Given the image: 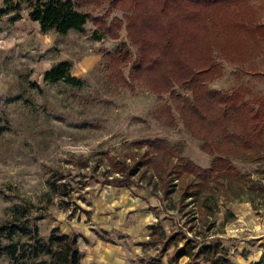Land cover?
Instances as JSON below:
<instances>
[{"label": "rangeland", "instance_id": "obj_1", "mask_svg": "<svg viewBox=\"0 0 264 264\" xmlns=\"http://www.w3.org/2000/svg\"><path fill=\"white\" fill-rule=\"evenodd\" d=\"M81 8L94 14L109 12L108 19L121 14L102 4ZM19 13L0 16V221L12 203L32 201V216L41 235L57 225L76 233L81 248L100 238L104 245L114 243L117 250L114 257L96 258L90 264H135V257L144 254L141 243L149 237V225L159 221L167 233L178 229V223L186 229L194 225L184 222L190 219L191 206L189 198L180 202L179 179L174 180L170 196L162 200L159 183L153 184L158 186L155 192L145 184L150 169L146 172L142 166L138 173L125 177L132 180L129 185L120 186L113 179L124 174L113 170L112 162L131 166L133 158L146 149L139 140L152 137H166L181 154L202 166L209 164L211 155L178 119L174 103L176 119L169 118L164 109V103L171 100L168 93L156 96L145 80L133 81L130 88L112 75L104 50L128 44L124 28L118 38L96 37L91 21L81 31H41L26 16L25 6ZM243 18L250 26L264 22V0H250ZM253 31L252 36L240 29L236 32L237 59L222 58L214 50L222 68L207 83L223 90L239 89L254 103H264V35ZM61 60L71 63L70 73L82 79L81 84L44 78V71ZM123 70L127 73L128 66ZM175 89L189 93L179 86ZM235 163L254 176L264 171V160ZM52 174L60 175L58 182L70 185L68 196L49 191L47 179ZM172 204L176 205L173 209ZM196 210L201 216L200 209ZM206 220L213 221L207 237L225 236L223 244L233 262L264 264V197L253 203L226 201ZM90 226L93 230L86 232ZM192 233L187 230L188 235ZM155 251L152 247L147 254ZM172 251L173 244L163 254L164 261ZM186 259L183 255L176 264ZM0 264H10L4 254H0Z\"/></svg>", "mask_w": 264, "mask_h": 264}, {"label": "trees", "instance_id": "obj_2", "mask_svg": "<svg viewBox=\"0 0 264 264\" xmlns=\"http://www.w3.org/2000/svg\"><path fill=\"white\" fill-rule=\"evenodd\" d=\"M249 1L0 0V16L14 12L19 16L25 6L26 16L37 21L41 31H81L91 21L96 37L118 38L119 30L124 28L128 44L113 51L104 50L112 75L130 88L133 81L145 80L156 96L168 93L171 100L164 103V109L169 118L176 119L172 113L174 103L178 119L202 141L201 149L211 155L209 164L202 166L181 154L166 137H152L139 140L146 149L140 157L133 158L131 166L123 161L112 162L113 170L124 174L113 179L120 186L129 185L132 180L125 177L138 173L142 166L147 167L146 172L150 169L145 184L152 192L159 186L162 200L170 196L174 180L179 179L180 202L189 198L187 203L191 206L187 211L191 213L190 219L184 222L193 221L194 225L186 229L178 223V229L167 233L159 221L149 225V237L141 243L144 254L135 257V264H176L183 255L187 256L183 264H236L223 244L225 236L207 237L213 221L206 218L226 201L253 203L264 197V171L254 176L235 163L264 160V103H254L239 89L211 87L207 80L222 68L214 50L222 58L237 59L233 41L239 29L244 35L252 36L256 29L264 35V22L250 26L243 18ZM88 4H102L121 14L108 19L109 12L94 14L81 8ZM70 66L69 61L61 60L44 71V78L81 84L82 79L70 73ZM123 66H128L127 73ZM176 86L189 93L177 91ZM59 176L52 174L47 184L49 191L64 198L71 188L68 183L58 182ZM156 183L159 185L155 187ZM34 206L28 200L10 205L0 221V254L10 264H82L77 234L55 225L47 235H41L32 216ZM197 207L201 216L195 214ZM187 230L193 233L188 235ZM171 244L173 251L164 261L162 256ZM152 247L155 253L147 254Z\"/></svg>", "mask_w": 264, "mask_h": 264}, {"label": "crops", "instance_id": "obj_3", "mask_svg": "<svg viewBox=\"0 0 264 264\" xmlns=\"http://www.w3.org/2000/svg\"><path fill=\"white\" fill-rule=\"evenodd\" d=\"M91 230H93L92 226L87 228L86 232H89ZM85 236L87 237V235H85ZM116 250H117L116 245L114 243H108L107 242L104 245L100 238H94V239H92V241L89 245H85L83 248H81V245H80V251L82 253L81 262H82V264H90L96 258L98 260H106L107 256L108 257L109 256L114 257V253L116 252Z\"/></svg>", "mask_w": 264, "mask_h": 264}]
</instances>
